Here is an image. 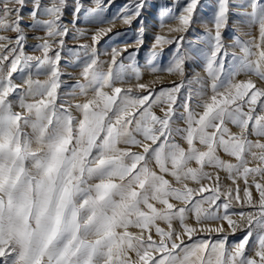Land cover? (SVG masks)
<instances>
[{
  "label": "snow or ice",
  "instance_id": "6c2138e0",
  "mask_svg": "<svg viewBox=\"0 0 264 264\" xmlns=\"http://www.w3.org/2000/svg\"><path fill=\"white\" fill-rule=\"evenodd\" d=\"M29 3L31 22L24 24ZM93 4L86 8L74 0L73 26L85 9L108 27L80 45L75 55L78 61L80 52L84 56L78 67L85 83L77 80L73 93L62 94L68 0H0V264H264V3L249 0L247 27L258 28V42L237 37L238 56L222 36L230 0H218L212 26L203 22L204 47L198 50L207 83L199 74L183 79L189 55L183 34L192 29L201 0H187L179 13L174 4L161 21L169 35L155 36L149 64L153 74L181 80L159 90V76L142 83L135 67L129 74L118 63L133 45L106 51L110 60H101L95 47L118 21L130 27L139 19L145 0H131L111 18L104 17V0ZM26 29L45 33L34 37L42 41L33 49L41 55L25 53ZM138 31L137 51L126 57L133 64L144 43V28ZM173 33L178 35L169 38ZM172 44L176 54L169 65H153ZM229 58L233 63L226 66ZM33 69L46 79H33ZM241 74L255 76L260 86L251 78L237 81ZM194 81L200 112L191 107ZM181 89L186 114L177 115ZM157 106L162 116L153 111ZM177 121L186 127H173ZM221 150L236 162L221 159ZM220 171L231 185L221 182ZM237 205L251 210L230 211ZM228 231L245 235L232 246L227 235L215 242L193 239Z\"/></svg>",
  "mask_w": 264,
  "mask_h": 264
},
{
  "label": "rangeland",
  "instance_id": "374dc122",
  "mask_svg": "<svg viewBox=\"0 0 264 264\" xmlns=\"http://www.w3.org/2000/svg\"><path fill=\"white\" fill-rule=\"evenodd\" d=\"M45 2H48V0H45ZM80 2L84 4L86 8L95 6L93 4V0H80ZM104 2L105 4L108 5L106 11L104 12V17L111 18L121 13L125 5L131 3V0H111L110 3L109 0H104ZM185 3H187V0H179V3H177L176 0H145V8L142 11V16L136 21H133L130 27L118 21L115 28L113 29V33H109V36L104 37L101 40L100 44L95 46L97 49V55H99L101 60H110V57L104 54L106 51L110 52L111 48L113 47L123 48L127 45H133L132 47L128 48V52H125L120 57H118V63L120 61L124 63L126 72L131 74L132 67H135L142 74V80L140 81L142 83L154 81L157 79V76H159L160 81H158L154 85V87L157 90H159L160 87H172L173 81L179 83L181 80V77L179 76L168 75L167 73L153 74L151 72L152 65L149 64V57H150V49L152 48V45L155 42V36L169 35L167 28H164L163 30L161 29V21L167 20L168 9L172 8L173 5L175 4L176 6L173 10L179 13L181 6ZM248 3L249 0H230L228 24L222 31V36L227 50L229 51V53L235 51L238 56L241 53L239 48L235 46V41L237 37H239L240 40L242 41H250L253 38V36H255L258 42V28L247 27V19H248L247 14L251 12V8L248 7ZM261 3H264V0H261ZM73 5H74V0H68V7L65 9V15L62 18V22L65 25H67L69 28L68 35L64 37L66 50L61 51L62 59L59 65L61 72L64 74L62 75L61 79L66 81V84H62L59 90L60 93L62 94L73 93L74 91L73 86L77 84V80H79V83H85L83 78L80 76V68L78 67V64L80 63V61L84 59V56L82 52H80V60L78 61L75 55V53L79 52L80 45L90 44L91 43L90 37L98 28L108 27L107 24L102 25L98 21L94 20L93 18L94 14L85 12V9H81L79 18L76 19L75 26H73V14H72ZM217 6H218V0H201V6H198L197 18L192 29H190L188 33L183 34L185 37L183 49L189 50V55L184 65L185 76L183 77V79L186 81L193 79L194 77H197V74H199L197 78L204 80L206 83L209 80V78L207 77V73L205 71V64H206L205 57L202 54H200L198 50L204 47L203 38L205 36V27L203 22L207 21L209 22L208 26L209 27L212 26L210 22L212 20L214 12L217 9ZM30 10H31V4L29 3L28 6L25 8L24 12L22 13L25 17L24 24H28L31 22L30 17L28 16ZM46 18L47 17H45V19ZM141 26L144 28V32H143L144 43L139 46L138 54L135 57V62L133 64L126 57L128 56L129 52L137 51V48L134 45V41L136 40L137 36L140 35L138 29ZM26 32L28 39L24 44L25 53L28 55H41L40 52L34 51L33 49L35 45L42 43V41L34 39V37L45 36V33L43 31H31L27 29ZM116 32H120L122 34L119 36H114V33ZM5 34L9 36H15V33H5ZM176 35L178 34L173 33L169 38ZM73 37H75V39ZM50 42L54 43V41L51 40ZM67 49H72L73 52H69L67 51ZM175 54H176L175 44L165 45L163 47L162 55L158 57L156 60H154L152 63L157 67L165 68L169 65L172 57ZM225 63L226 66H230L233 62L229 58L225 61ZM129 65H131V67ZM32 72H33V79L38 78L41 81L46 79V77L44 76L37 77L35 75L34 69L32 70ZM15 75L16 74H14V79H15ZM73 77H75V79ZM249 78L256 80L258 86H260V83L255 76L248 77L244 74H241L238 77H236V80L241 81V80H247ZM134 84L135 81H133V85ZM199 88L200 85L195 83L194 81L191 85L192 95H193L191 107L196 112L202 111V109L196 107V105L200 102L196 97V92L197 90H199ZM75 91L78 92L79 90L75 89ZM140 94L143 95L144 93H140ZM184 95H185V89H181V93L178 94V98H177V105H176L178 109L177 115L186 114L184 107L181 106L184 102ZM75 102H82V98ZM153 111H155V113L158 116L163 115V113L160 111L159 106L154 107ZM173 119H176V117H174ZM228 126L234 133L238 131L235 126L231 124H229ZM173 127L183 128L186 127V125L183 123V121H177V123L173 125ZM252 139H255V137H252ZM176 141L180 143L181 146L185 148L187 147L186 143L183 140H181L179 137H176ZM197 147H202V146L197 144ZM133 151H141V150L134 148ZM218 154L220 158L225 161H230L232 163L236 162L234 158L228 156L222 150L219 151ZM151 167H153L154 170L158 171V169H156V166L154 164H152ZM205 170L209 172L219 171L212 168H206ZM219 174H220L221 182L223 184L231 185V181L227 179V173L220 171ZM166 178L171 179V177H166ZM239 183H240V187L243 188L244 187L243 182L239 181ZM190 186H194V185H190ZM205 195H207V193H205ZM253 197L254 200L258 199V193H256L254 187H253ZM242 210L250 211L251 209H247V208L241 209L238 205L235 206L234 209H230V211H235V212H240ZM233 218L239 219L238 217H233ZM189 223L194 224V220L190 219ZM225 228L227 229L226 223H225ZM245 231H237L234 235L231 234L230 231L225 233L200 232L197 234V236H194L193 239L202 238L215 242L216 240L220 239V237L227 235L228 236L227 244L228 246H232L238 243L242 239V237L245 235ZM251 243L252 241L250 240L249 244Z\"/></svg>",
  "mask_w": 264,
  "mask_h": 264
}]
</instances>
